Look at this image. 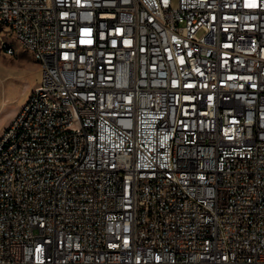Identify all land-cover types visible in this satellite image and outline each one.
I'll return each mask as SVG.
<instances>
[{
	"label": "built area",
	"instance_id": "2783aa9c",
	"mask_svg": "<svg viewBox=\"0 0 264 264\" xmlns=\"http://www.w3.org/2000/svg\"><path fill=\"white\" fill-rule=\"evenodd\" d=\"M18 46L0 264H264V0H0Z\"/></svg>",
	"mask_w": 264,
	"mask_h": 264
},
{
	"label": "rangeland",
	"instance_id": "374dc122",
	"mask_svg": "<svg viewBox=\"0 0 264 264\" xmlns=\"http://www.w3.org/2000/svg\"><path fill=\"white\" fill-rule=\"evenodd\" d=\"M41 78V67L18 46L15 56L0 51V135L27 101Z\"/></svg>",
	"mask_w": 264,
	"mask_h": 264
}]
</instances>
